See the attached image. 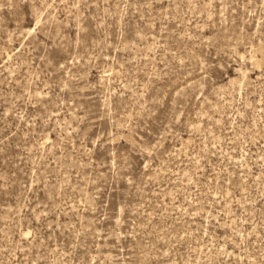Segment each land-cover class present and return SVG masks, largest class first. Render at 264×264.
Returning <instances> with one entry per match:
<instances>
[{"label":"rangeland","instance_id":"rangeland-1","mask_svg":"<svg viewBox=\"0 0 264 264\" xmlns=\"http://www.w3.org/2000/svg\"><path fill=\"white\" fill-rule=\"evenodd\" d=\"M0 264H264V0H0Z\"/></svg>","mask_w":264,"mask_h":264}]
</instances>
